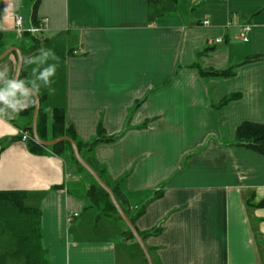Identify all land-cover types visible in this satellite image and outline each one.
I'll return each mask as SVG.
<instances>
[{
    "label": "crops",
    "instance_id": "obj_1",
    "mask_svg": "<svg viewBox=\"0 0 264 264\" xmlns=\"http://www.w3.org/2000/svg\"><path fill=\"white\" fill-rule=\"evenodd\" d=\"M178 2L41 0L34 16L33 0H0V54L21 49L19 83L39 87L49 139L56 108L80 141L118 136L91 154L130 210L143 207L135 225L155 264H264V154L236 143L241 123L264 122V0ZM17 14L26 27L48 18L49 29L19 35ZM241 23L252 24L248 41ZM17 64L16 51L0 60V91ZM52 64L54 93L40 79ZM21 103L14 112L0 101V191L40 210L49 264H148L126 223L92 205L91 181L66 154L17 138L36 100Z\"/></svg>",
    "mask_w": 264,
    "mask_h": 264
},
{
    "label": "trees",
    "instance_id": "obj_2",
    "mask_svg": "<svg viewBox=\"0 0 264 264\" xmlns=\"http://www.w3.org/2000/svg\"><path fill=\"white\" fill-rule=\"evenodd\" d=\"M41 0H33V15H36ZM167 1V2H166ZM150 0V2L161 4L162 8H175L176 0ZM1 41V36H0ZM41 49L40 41L33 47L31 54H36ZM203 74L230 75L232 71L227 70H201ZM23 70H21L20 77ZM232 95L228 98H234ZM31 117L33 110H29ZM41 109L38 116V133L45 140L56 139L60 136H70L75 139L83 158L99 173L103 180L113 189L118 201L124 210L136 224V220L143 213V207L137 211H131L127 206L125 195L120 189L119 183H113L106 175L97 169V161L93 152L94 146L98 142H110L115 140L116 135H105L102 129H99L97 136L92 141H80L77 139L75 130L66 126V114L64 109L56 108L53 111L52 128L54 136L49 139L45 134V128L40 118ZM32 133V125L27 128ZM17 138L21 139V135ZM31 150L47 152L48 148L58 154H66L71 164L79 171H86L92 178L93 183L90 185L87 194L92 205L101 209L105 214H113L122 219L114 206L109 193L93 178V176L85 169L74 155L73 147L69 141H60L55 145L46 147L37 143L34 139L27 141ZM236 143L245 145L255 151L264 154V122L245 121L239 125L236 131ZM257 205L263 206L264 200ZM123 220V219H122ZM9 231V244L0 250V264H49L44 259V248L42 243L41 229V212L35 208L24 206L23 194L15 191H0V233L6 236ZM127 234L135 239L133 233L127 226Z\"/></svg>",
    "mask_w": 264,
    "mask_h": 264
},
{
    "label": "water",
    "instance_id": "obj_3",
    "mask_svg": "<svg viewBox=\"0 0 264 264\" xmlns=\"http://www.w3.org/2000/svg\"><path fill=\"white\" fill-rule=\"evenodd\" d=\"M12 51H16L18 54V64H17V68H16V73H15V76L13 79V83H19L20 74H21V70H22L24 58H25L21 49L14 46V47H11V48L5 50L4 52H2L0 54V60L3 59L4 57H6ZM24 88L28 92L32 93L33 96L35 97V100H36L34 115H33V123H32V131H33V136H34L35 141L37 143L43 145V146H46V147L55 145L56 143H58L60 141H65V140L69 141L71 143V145L73 147L74 155L77 158V160L81 163L82 166L85 167V169L93 176V178L109 193V196H110L114 206L116 207L120 217L123 219V221L129 227V229L133 233L136 241L139 243L140 247L142 248L148 264H155L153 261L152 255L149 251V248L147 247V244L145 243L143 236L140 234L136 225L132 222L131 218L128 216V214L124 210L123 206L118 201L113 189L103 180V178L99 175V173L83 158L75 139L70 137V136H67V135L60 136V137H58L56 139H52V140H45V139L40 137V135L38 133V128H37L38 127V116H39V111H40V106H41L40 96L38 93H36V90L33 89L32 87L24 86Z\"/></svg>",
    "mask_w": 264,
    "mask_h": 264
},
{
    "label": "clouds",
    "instance_id": "obj_4",
    "mask_svg": "<svg viewBox=\"0 0 264 264\" xmlns=\"http://www.w3.org/2000/svg\"><path fill=\"white\" fill-rule=\"evenodd\" d=\"M43 52L45 60L52 58V59H58L54 53L48 50H41ZM56 65L52 64L49 65L47 68H45L42 73L40 74V79L44 81V84L46 87L49 88L50 93H54L55 89L51 87V77H53L56 73ZM17 91L21 93V96L19 99L16 100L15 103L12 102L10 97H16ZM39 92V87L36 88V93ZM33 94L28 92L23 85V82L21 83H13L10 82L9 90L8 91H0V101H3L7 106L11 107L14 112L19 111L21 109H24L28 106V104L21 103L22 99L25 97H31ZM5 110L0 109V115L4 114Z\"/></svg>",
    "mask_w": 264,
    "mask_h": 264
},
{
    "label": "built area",
    "instance_id": "obj_5",
    "mask_svg": "<svg viewBox=\"0 0 264 264\" xmlns=\"http://www.w3.org/2000/svg\"><path fill=\"white\" fill-rule=\"evenodd\" d=\"M205 23H208V21H206ZM234 25L232 21H229L227 23V26H232ZM239 28V37L241 39H243L244 41H248L249 39V32L252 28V24L251 23H241L239 25H237ZM12 29L18 33L19 35H23L25 33H30L33 35H37L40 32H44L46 30L49 29V19L48 18H44L42 19L40 22L31 25L29 27H26L24 25V17L22 14H17L15 16L14 22H13V26ZM217 40H221L220 38H218ZM20 135H21V140L27 142L30 139H34L33 134L27 130V129H22L20 131ZM35 140V139H34ZM79 213H74L72 216L69 217V220H72L75 216H78Z\"/></svg>",
    "mask_w": 264,
    "mask_h": 264
},
{
    "label": "rangeland",
    "instance_id": "obj_6",
    "mask_svg": "<svg viewBox=\"0 0 264 264\" xmlns=\"http://www.w3.org/2000/svg\"><path fill=\"white\" fill-rule=\"evenodd\" d=\"M166 1V0H165ZM167 2V1H166ZM182 3V0H179V2H178V4H181ZM189 3H190V5L192 6L193 4H192V2H190V0H189ZM197 4L195 3L194 4V6H196ZM164 9H166V8H164ZM190 16H191V14H190ZM4 52V51H3ZM83 173H84V175H86L87 176V179L89 180V181H91V183H93V180H92V178L89 176V174H87V172L86 171H84L83 170ZM90 187V186H89ZM9 231L8 232H6V236H2V234L0 233V250L2 249V248H4L6 245H8L9 244V241H10V239H9ZM42 243H43V248L45 249V246H44V241H43V235H42ZM49 256H48V253H47V250H44V259H46V260H48V262H49Z\"/></svg>",
    "mask_w": 264,
    "mask_h": 264
}]
</instances>
